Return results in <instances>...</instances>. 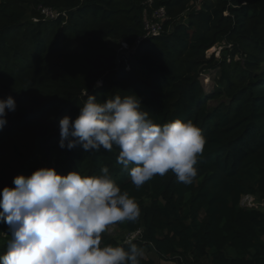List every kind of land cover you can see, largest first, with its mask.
<instances>
[{
  "label": "trees",
  "instance_id": "1",
  "mask_svg": "<svg viewBox=\"0 0 264 264\" xmlns=\"http://www.w3.org/2000/svg\"><path fill=\"white\" fill-rule=\"evenodd\" d=\"M40 8L58 16L44 19ZM160 8L162 34L145 37L144 20ZM219 45L220 57H207ZM212 71L206 93L200 76ZM127 92L158 124L202 129L192 183L169 171L137 189L119 149L59 146V120L75 119L88 94L103 102ZM9 95L17 107L0 130V190L41 167L100 175L107 166L140 215L112 224L102 246L127 247L125 236L140 230L132 242L162 261L264 264V0H0V98ZM245 195L255 207L240 205ZM10 240L0 222V255Z\"/></svg>",
  "mask_w": 264,
  "mask_h": 264
},
{
  "label": "clouds",
  "instance_id": "2",
  "mask_svg": "<svg viewBox=\"0 0 264 264\" xmlns=\"http://www.w3.org/2000/svg\"><path fill=\"white\" fill-rule=\"evenodd\" d=\"M127 93L103 102L88 94L75 119L59 120V146L119 149L117 162L137 189L169 171L178 182L192 183L206 144L202 129L192 120L158 124L143 110L141 98ZM16 107L13 96L0 98V130ZM13 184L0 190V222L11 236L0 264H140L144 252L131 240L124 242L127 247L101 245L110 225L140 215L135 198L121 190L107 166L100 175L80 169L61 175L54 167H41L15 177Z\"/></svg>",
  "mask_w": 264,
  "mask_h": 264
},
{
  "label": "built area",
  "instance_id": "3",
  "mask_svg": "<svg viewBox=\"0 0 264 264\" xmlns=\"http://www.w3.org/2000/svg\"><path fill=\"white\" fill-rule=\"evenodd\" d=\"M41 12V15L44 17V19H55L58 14L55 11H52L50 9L47 8H40L39 9ZM165 19V12L162 8L158 9L157 11L154 12V14L152 15V20L150 19H145L144 20V30L146 32V36L145 37H157L160 36L162 34V23ZM123 45V44H122ZM256 199L255 197L249 196V195H245L241 198L240 200V205L242 207H246V208H253L256 206ZM113 230L116 228L115 226ZM112 234V233H110ZM141 236V232L140 230H137L133 233L127 234L125 236V241L127 240H135L140 238ZM182 264H189V263H185L183 262Z\"/></svg>",
  "mask_w": 264,
  "mask_h": 264
},
{
  "label": "rangeland",
  "instance_id": "4",
  "mask_svg": "<svg viewBox=\"0 0 264 264\" xmlns=\"http://www.w3.org/2000/svg\"><path fill=\"white\" fill-rule=\"evenodd\" d=\"M110 45L117 50V52L119 54H122V52L124 51H127V47L125 45H120V44H116L114 42H110ZM124 50V51H123ZM221 51H222V45H219V46H215L214 48L210 49L208 52H207V57H210L212 54H214L215 57H220L221 55ZM218 76V74H216L214 71L212 72H205L204 74H202L200 76V81H201V84L204 88V91L206 93H209L213 86H214V83H215V80H216V77ZM211 106L212 105H215V102H211L210 103ZM256 203V202H255ZM114 227H112L111 225L107 228V232L108 233H114V230H113ZM144 252V255L143 257H148V258H151L152 260L155 261L156 264H175V262H170V261H162V260H159V258L152 252V251H143Z\"/></svg>",
  "mask_w": 264,
  "mask_h": 264
}]
</instances>
